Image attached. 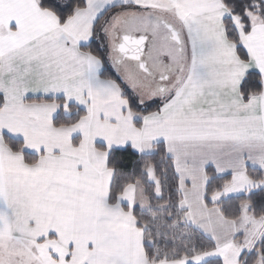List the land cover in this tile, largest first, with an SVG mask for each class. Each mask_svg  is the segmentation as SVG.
Listing matches in <instances>:
<instances>
[{
    "label": "snow or ice",
    "instance_id": "1",
    "mask_svg": "<svg viewBox=\"0 0 264 264\" xmlns=\"http://www.w3.org/2000/svg\"><path fill=\"white\" fill-rule=\"evenodd\" d=\"M0 264H264V0H0Z\"/></svg>",
    "mask_w": 264,
    "mask_h": 264
}]
</instances>
